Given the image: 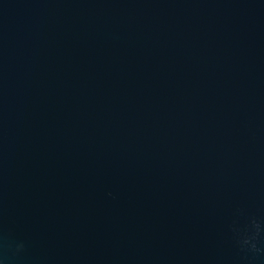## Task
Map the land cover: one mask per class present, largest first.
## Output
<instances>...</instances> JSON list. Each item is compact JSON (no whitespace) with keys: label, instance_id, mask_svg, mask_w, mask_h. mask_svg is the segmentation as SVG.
Returning <instances> with one entry per match:
<instances>
[{"label":"water","instance_id":"1","mask_svg":"<svg viewBox=\"0 0 264 264\" xmlns=\"http://www.w3.org/2000/svg\"><path fill=\"white\" fill-rule=\"evenodd\" d=\"M0 264H264V0H0Z\"/></svg>","mask_w":264,"mask_h":264}]
</instances>
